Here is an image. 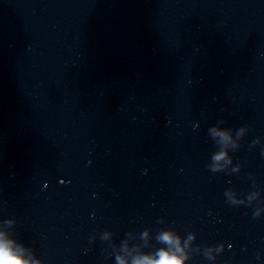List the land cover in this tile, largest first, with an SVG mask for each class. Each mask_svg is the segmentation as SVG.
I'll list each match as a JSON object with an SVG mask.
<instances>
[{"label": "clouds", "instance_id": "1", "mask_svg": "<svg viewBox=\"0 0 264 264\" xmlns=\"http://www.w3.org/2000/svg\"><path fill=\"white\" fill-rule=\"evenodd\" d=\"M222 156V154H221ZM221 156L215 157L216 159H220ZM162 240L172 243V239L168 234H164L161 237ZM4 245L0 244V264H19V261L12 260L6 251H3ZM123 264V262H121ZM134 264H153V262L148 258L144 257L143 259L134 261ZM156 264H180V261L175 257H169V255L163 251L160 253V259Z\"/></svg>", "mask_w": 264, "mask_h": 264}]
</instances>
